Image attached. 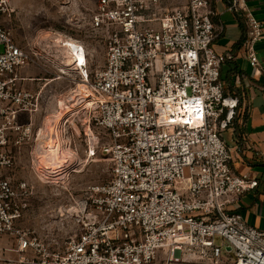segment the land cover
I'll use <instances>...</instances> for the list:
<instances>
[{"label":"built area","instance_id":"1","mask_svg":"<svg viewBox=\"0 0 264 264\" xmlns=\"http://www.w3.org/2000/svg\"><path fill=\"white\" fill-rule=\"evenodd\" d=\"M227 5L244 18L248 58L261 70L255 46L264 38L262 23L245 0ZM15 12L10 0H0V239L14 243L0 246V264H153L162 250L167 264L187 255L264 264V230L232 210L259 181L233 169L235 156L248 149L223 138L235 129L238 100L225 95L221 70L234 56L213 47L223 26L214 24L210 0L167 12L161 0H98L91 29L105 40L106 60L91 78L93 56L76 41L86 58L78 63V98L88 103L90 155L105 138L100 151L112 178L92 189L81 233L64 247L50 249L21 228L31 192L7 176L17 162L7 149H20L29 135L21 116L39 110V95L20 86L27 80L20 72L39 56L7 28ZM254 158L264 163V153L254 150Z\"/></svg>","mask_w":264,"mask_h":264},{"label":"rangeland","instance_id":"2","mask_svg":"<svg viewBox=\"0 0 264 264\" xmlns=\"http://www.w3.org/2000/svg\"><path fill=\"white\" fill-rule=\"evenodd\" d=\"M10 1L16 12L12 21L6 23L7 28L16 43L34 49L39 56L36 64L25 68L26 76L34 79L26 83V90L39 95V110L36 122L31 121V116L21 119L20 125L29 127V135L20 149H7L17 156V162L6 172L30 187L29 208L21 228L34 232L46 247L58 249L79 237L80 218L85 217L84 206L93 197L92 189L112 178L111 163L100 151L105 138L99 139L95 156L90 155L85 136L88 103L79 105L78 98L84 88L79 72L60 43V39H72L86 45L93 56L91 78L103 68L105 40L95 37L91 29L98 0ZM59 102L66 106L60 108ZM232 133L231 129L223 133L227 145L233 143ZM58 158L62 161L57 165L60 171L53 175L50 166ZM221 242L216 239L217 245ZM0 246L12 247L14 243L3 238ZM167 255L160 251L153 264H167ZM198 257L187 255L185 262L171 264H212ZM174 259L179 260L180 256Z\"/></svg>","mask_w":264,"mask_h":264},{"label":"crops","instance_id":"3","mask_svg":"<svg viewBox=\"0 0 264 264\" xmlns=\"http://www.w3.org/2000/svg\"><path fill=\"white\" fill-rule=\"evenodd\" d=\"M214 12L213 22L223 32L214 42L219 54L233 55L234 60L222 66L221 81L226 96L238 100L235 129H232V145H244L245 157L235 156L233 169L237 173H246L259 181V186L245 194L232 210L240 214L248 225L264 230V163L254 158V150L264 153V38L256 44L255 50L261 70L254 68L248 58L246 40L248 29L243 17L228 11L227 0H210ZM254 16L264 28V0H245ZM187 0H161L164 11L182 8ZM18 44H21L19 41ZM23 69L20 76L26 81L20 86L26 90V83L34 81L27 77ZM28 90V89H27ZM30 91V90H28ZM28 115H22L21 119ZM36 122V114L31 115ZM237 129V132H236Z\"/></svg>","mask_w":264,"mask_h":264},{"label":"bare ground","instance_id":"4","mask_svg":"<svg viewBox=\"0 0 264 264\" xmlns=\"http://www.w3.org/2000/svg\"><path fill=\"white\" fill-rule=\"evenodd\" d=\"M60 43L63 44L64 49L66 50V52L68 53V55L70 56V60H71V64L74 65V68H76V72L79 71L78 68V63H80L81 65H83V63L86 62V58H85V54H84V49H82L81 44L77 43L74 40H70V39H60ZM72 66V65H71ZM80 100V99H79ZM65 103L64 102H59V107L63 108L65 107ZM69 107L67 106V109ZM61 158H58V162H54L52 163V165L50 166V171L51 174H56L60 171V169H58V164L61 163Z\"/></svg>","mask_w":264,"mask_h":264},{"label":"water","instance_id":"5","mask_svg":"<svg viewBox=\"0 0 264 264\" xmlns=\"http://www.w3.org/2000/svg\"><path fill=\"white\" fill-rule=\"evenodd\" d=\"M227 250H229V251H230V250H231V249H230V247H228V248H227Z\"/></svg>","mask_w":264,"mask_h":264}]
</instances>
